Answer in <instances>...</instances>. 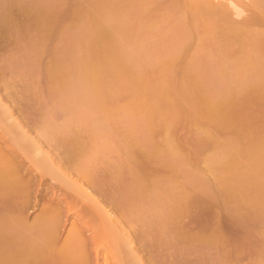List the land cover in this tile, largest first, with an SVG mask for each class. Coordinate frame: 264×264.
<instances>
[{
	"label": "rangeland",
	"instance_id": "rangeland-1",
	"mask_svg": "<svg viewBox=\"0 0 264 264\" xmlns=\"http://www.w3.org/2000/svg\"><path fill=\"white\" fill-rule=\"evenodd\" d=\"M190 1L0 0V9L13 16L9 30L0 23V98L6 104L0 106V148H11L0 158V171L24 144L12 142L18 132L6 109L14 108V120L41 145L39 157L36 151L24 163L21 183L42 184L23 221L13 225L5 216L0 229L19 231L17 240L26 247L39 245L36 227L49 222L44 215L52 195L50 175L39 172L50 156L61 168L52 178L71 176L84 184L117 227L94 228V220L65 211L53 217L68 224H61L66 227L57 234L58 247L51 241L49 247L71 245L77 222L90 250L94 237L103 240L101 262L133 240L144 264H264V170L262 160L244 153L264 136V96L253 88L264 85V0H215V7L230 10L228 19L217 15L222 23L216 26L205 19L204 6L186 7ZM40 8L48 15L35 19ZM38 20L43 30L44 22L47 29L52 24L48 34L33 29L41 28ZM99 29L109 34L113 48L106 61L113 69L95 83L84 66L93 54L88 42ZM233 29L241 39L224 38ZM165 64L174 66V75L158 72ZM162 88L170 99L159 94ZM216 103L231 105L227 124L204 117ZM71 148L84 153L77 169L63 166ZM94 185L105 189L96 193ZM63 203L59 198L50 207ZM3 243L12 250V242ZM1 255L11 257L8 251Z\"/></svg>",
	"mask_w": 264,
	"mask_h": 264
},
{
	"label": "bare ground",
	"instance_id": "bare-ground-1",
	"mask_svg": "<svg viewBox=\"0 0 264 264\" xmlns=\"http://www.w3.org/2000/svg\"><path fill=\"white\" fill-rule=\"evenodd\" d=\"M232 1H234V0H232ZM201 6H204V8L208 11L206 14L207 17L205 19L210 21V24H212L214 26H216L217 22L219 21L216 18L217 15L220 14L221 16H223V18L225 17L224 19L229 18L228 15L230 14L229 13L230 10L228 11V7L225 6V8H224V5L220 6L223 8L215 7V0H191L189 3V6H186V7H189L191 9H199ZM43 8H40L41 9L40 13L38 11L40 9L37 10L38 13H36L37 11L35 12V14H34L35 19H37L36 16L37 17L42 16V18L47 17L46 15H48V14L44 13L46 11H44ZM233 9H236V8L233 7ZM5 10L0 9V23L5 22L2 24L3 28L9 30L10 29L9 23L11 22L13 16H11L12 14H11L10 10H9L10 16L6 12L8 9L6 11ZM45 10H47V8H45ZM236 12L237 11H235L234 13L236 14ZM41 14H43V15H41ZM44 14H46V15H44ZM236 15H238V13ZM43 16H45V17H43ZM213 16L215 17L216 21L214 20ZM50 20H53V19H50ZM42 21H44V19ZM47 21H49V17H48ZM221 21L218 22V24H221L222 23ZM224 21L225 20H223V22ZM34 22H36V20ZM38 22H39L38 26L41 27L42 29L37 28V26H36V28H33V29H36V31L38 29L37 32L39 34H41L42 31H45L44 34H46V33L48 34L50 32V30H48V29H50L52 27V24H51V26L49 25L50 21L48 23V29H47V25L44 22V30H43V26L40 25L39 20L37 21V23H35V25H37ZM41 23H43V22H41ZM5 24H6V26H5ZM33 25H34V23L32 24V26ZM44 34L42 32V35H44ZM226 35H227V37H224V38H227L230 41H232V40L236 41L238 39H241V37H242L239 30H237V29H233L230 33H228ZM257 37H258V35H257ZM108 38H109V34L107 32H105L104 30L99 29V30L95 31L93 37L88 42V47L93 51V54L91 55V58L88 61V63H85L84 71H85L86 76L95 83L100 82L105 77L104 75H108L109 73L112 72V69H113L112 64H108L106 61L110 52H112L111 49L113 48L112 45H110L108 43V41H107ZM173 67L174 66H172L171 64H165L163 67H161L158 70V72L160 74H164L165 76L166 75L168 76L171 74L174 75V70H173L174 68ZM57 69H58V67H56V70ZM56 73H57V75L55 74L54 75L55 77L52 76L54 78L53 82H58V80L60 78L59 70ZM53 78H51V79L53 80ZM6 85H7V83H6ZM8 86H9V84H8ZM253 88H254V90H256V93H259L261 95L260 97L264 96V85L255 86ZM159 94H162V97L166 100L171 98L170 94L166 88L165 89L162 88L161 91H159ZM259 94H257V95H259ZM197 98H196V100H197ZM13 99H17L16 100L17 103L21 102L20 101L21 99H19L17 97H15ZM16 101L14 103L15 105H17ZM232 101L233 100H231V102ZM0 106L2 108L6 107V104L4 105L2 103L1 98H0ZM229 106H231V105H228L226 108L222 109V107L219 106L218 103L209 105L208 108L204 112V114H205L204 117L206 118V120L208 119L209 121H219V122L224 123L226 120L230 119V117H228V115L230 113L228 111ZM9 108H12V107H9ZM21 108H23V107H21ZM231 108L232 107H230V109ZM21 110L23 113H24V111L27 113L26 109L24 110V108H23ZM231 110H233V109H231ZM13 111H14V108H13ZM13 111H12V109L11 110L6 109V112L9 114L11 121L13 120L12 123H13L14 129L12 128V130L16 131L13 133L18 132L17 135L15 134L16 136L12 134V136L14 137V138L11 137L13 140L12 142L17 141L19 144H22V143H24V144H22L23 145L22 147L18 148L19 149L18 151L20 153L17 151L16 153H18V154L13 155V156H16V157H13V158H15L14 160H12L11 162L6 161V163H7L6 170L0 171V217H1L0 218V224H2L1 223L2 220L6 219L3 217L12 216V217H8V218H11L12 224L15 225L16 223L23 221V216H25L23 212L27 208L35 206L37 204V202H38L37 194L39 193V188H42L41 187L42 184L36 183L33 181H28V183H26V184L21 183L23 172L24 173H25V171L27 172V169L24 168V166L26 164L25 163L26 160H28V162H32V159H34V157H36V154H34L35 155L34 157H32L30 155H31V153H34L36 151H37V155L39 157V153L41 151V145L39 142L38 143L35 142L36 140L32 139L28 135L29 134L28 131L25 130L26 131L25 132L22 129V128H24L23 126H25V125L22 124L23 126H21V123H19L20 121L17 122L14 120L15 119L14 117L16 115H14ZM28 116H29V114H28ZM23 120L25 121L26 119L24 118ZM28 120L29 119H27L26 121H28ZM232 120H234V119H232ZM28 123L29 122H27V124ZM225 123L227 124V122H225ZM226 124H225V126H226ZM229 124H231V122ZM221 130H223V129H221ZM74 139L73 140L76 142V138H74ZM78 139H79V136H78ZM73 140H70V141L67 140V142H70L69 144H71V142ZM257 142H256V144L254 143L255 144V146L253 145L254 147H252L249 151L246 150L247 152L245 151L244 153H247V155L250 156L251 158L255 157L257 159L259 158L258 159L259 161L262 160V161H260V165L262 164L261 167L264 170V136L262 139L260 138V141H257ZM66 144L68 145V143H66ZM7 145H9V143ZM71 145L73 146L74 143H72ZM9 146H7V148L6 147L5 148L7 150L11 149ZM1 147H3V146H1ZM5 148H4V150H6ZM30 148H32V149H30ZM4 150L0 148V158L1 159L4 157V152H5ZM28 150L30 151V153ZM71 150H74V151H72L71 153L69 152L71 154V156L69 154L70 157L68 156L69 161L66 158L64 159L61 157L62 160L63 159L65 160V164H66V165L63 164V166H68L70 164L73 168L77 169L76 167H78V164L76 166L75 163H79V161L82 158V155L84 153L80 152L81 150L79 151L75 148L74 149L71 148ZM27 151L29 154L27 153ZM233 156H235V155H233ZM38 157H37V159H38ZM235 157H237V156H235ZM235 157L234 158L231 157L230 161H232V159L234 160ZM13 158H11V159H13ZM61 158H58V159L61 160ZM47 160H49L48 163H47ZM55 160H56V158H55ZM45 161H46L47 165L44 168V170H41L39 173H41V175H43L45 172L48 173V174L45 173L42 176L43 178L46 177L47 175H50L49 178L51 177L50 179L52 182L50 185V189L52 190V195H51V197H48V199H47L46 204L48 205V207L46 205V207H45L46 212L44 215V216H48V220H46V221L47 222L49 221V222L47 223L45 221L47 223L46 226H44L45 224L44 225L41 224V226H40L41 229L43 228L42 225L44 226L43 230H41L40 227L39 228L36 227V229H39L41 231V234H40L41 237H39L40 238L39 245L34 247V248H29L28 246L26 247V244L25 245L23 244L25 242L24 240H22V239L17 240V238H19L17 236L19 231L17 232V230L15 231L14 228H10V227L9 228L13 229L14 231H9V228H7V227H6V230H7L6 231L5 226H4L1 228L3 230L0 229V242L2 241L1 242L2 244H0V246L3 249L5 248L6 250L5 249L3 251L0 250L1 251L0 253L2 254L3 252L8 251V253L10 254L11 257L9 258V255H6V256H8L6 258V256H3L0 254V257L2 256V258H0V264H91L92 261H90L91 260L90 258L92 256H94V258H95V261L92 264H144V263H142L143 260L141 259L142 260L141 261L139 258L140 255L138 253V250L136 249L135 244L132 242L133 240L131 241L128 248H126L125 250H121L119 252H115L114 256H112L111 259L104 260V262H101V260H100L101 251L103 250V248H105V244H104L103 240L99 239L100 236L98 237V239L96 237H94V238L92 237L93 238L92 242L94 243V245H93L94 247H92V250H90V248H89L90 244H88L89 240L87 241L88 237L86 236L87 233H85L81 230V227L77 224V222H76V224L74 222L71 225L73 227L71 229V231L75 230V232H74L75 234L73 232H71L72 234H74L73 235L74 238L71 237V240L68 241L69 243H71V245L69 244V246L65 247V248H64V246L62 248L59 247L60 249L49 247V245L52 242L53 243L51 246L54 247V245H53L54 242L56 243V240L60 238L59 235L62 233L60 230L63 227H66V226L61 225V224L63 222H64L63 224H65V223L68 224V219L63 221L62 223H60L62 220L59 221V219L57 220L53 217L57 216L56 218H58V216H66V215H63V213H65V211L67 212V216L76 215L80 218L83 216H86L85 217V218H87L86 223H88V220H90L91 222L90 221L89 222L92 223V221L94 220L93 221L94 224L93 223H92V225L90 224L94 228L98 227V226H102V228H106V227L111 228L113 225H114L113 228H115V227H117V225L115 226L116 223L113 224V222H115V221L112 220L113 218L109 217V216H111V215H109L110 212L109 211L107 212V209L105 208V205L103 204V201L99 200V198H97L94 194H92L90 191H88L85 188L84 184H78L77 181L71 176H67L62 181H56V179L52 178V176L55 175V171H57V169L58 170L61 169V168H58V165L56 166L57 160L54 161L52 159V157L49 156L48 159H46ZM58 162H59V160H58ZM233 162H235V161H232L231 163H233ZM17 163L20 164V165L18 164L20 167L18 165H16ZM60 164H62V162H60L59 165ZM75 169H74V171H75ZM84 173L85 172H83V174H80V175L83 176ZM49 178H48V180H49ZM85 178H86V176H85ZM42 180H40V181L42 182ZM58 180H60V179H58ZM88 181H91V180H88ZM94 181H93V183H94ZM95 184H98V182L96 181ZM101 187H103L102 189H105V187L103 185ZM101 187L94 185V190L97 191L96 193H99V191L102 190ZM58 188H59V190H57ZM60 189L65 190L64 193H60ZM59 198L62 199L64 201V203L59 204V205L56 204L55 207H50L51 206L50 203L52 204V201H55ZM113 199H115V198H113ZM106 200H107V197H106ZM106 200H105V202H106ZM116 200H118V199H116ZM108 201L110 203H113V201H111L110 198ZM115 201H114V203H115ZM117 203H119V202L117 201L115 204H117ZM121 215L123 216L125 214H121ZM51 218L53 220L54 219L55 220L53 221V220H51ZM96 218L102 219V220H99L97 223L95 221ZM84 219L82 220L81 223H84L86 221ZM95 222H96V226H95ZM86 223L83 225L86 228H89V226H87ZM94 230H96V229H93V231ZM21 231H23V230H21ZM20 233H19V235H20ZM57 234H59V235H57ZM57 237H59V238H57ZM47 238H49V239L47 240ZM4 240L12 242L14 244V245L12 244L13 245V247H11L12 250L10 249L12 253H10V250L7 249L11 245L7 244L6 246H2V245H5V243H3V242H5ZM16 240L18 242H15ZM46 240L48 241V243H46ZM50 241H51V243H50ZM57 243L55 244L56 247H58ZM89 243H90V241H89ZM66 245H68V244H66ZM71 254H73L75 258L73 256L70 257ZM91 254H92V256H91ZM105 258L106 257L104 256V259ZM151 263H152V261H151ZM153 264H155V263L153 262Z\"/></svg>",
	"mask_w": 264,
	"mask_h": 264
}]
</instances>
